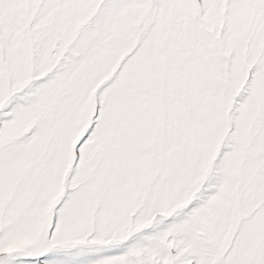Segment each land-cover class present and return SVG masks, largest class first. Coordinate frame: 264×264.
<instances>
[{"label":"snow or ice","instance_id":"1","mask_svg":"<svg viewBox=\"0 0 264 264\" xmlns=\"http://www.w3.org/2000/svg\"><path fill=\"white\" fill-rule=\"evenodd\" d=\"M0 264H264V0H0Z\"/></svg>","mask_w":264,"mask_h":264}]
</instances>
